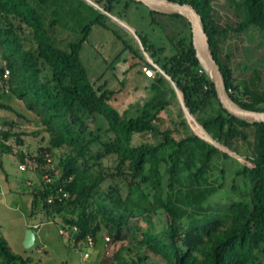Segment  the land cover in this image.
Wrapping results in <instances>:
<instances>
[{"label":"trees","instance_id":"trees-1","mask_svg":"<svg viewBox=\"0 0 264 264\" xmlns=\"http://www.w3.org/2000/svg\"><path fill=\"white\" fill-rule=\"evenodd\" d=\"M68 1L0 0V83L8 86L10 99L14 95L23 100L26 110L36 115V125L41 128L34 135L41 130L48 133V147L38 151V159L41 163L45 155L53 159L55 177L65 184L70 195L62 203L49 204L52 190L32 183V214L38 209L48 217L68 212L60 224L69 231L76 249L77 243L88 237L96 242L103 229L115 231V239L128 229L140 234V246L168 264H264V124H250L222 108L214 84L196 57L189 21L178 14L150 11L151 24L171 43L178 42L176 53L164 64L154 62L175 83L183 103L199 124L192 119L194 130L246 157L253 167L244 166L238 172L249 179L251 197L232 202L227 208V220L214 217L185 226L182 219L187 208L175 204L169 192L174 190L181 169L187 167L201 184L216 155L222 153L227 159L231 155L193 132L177 140L173 130H160L155 124L157 114L149 111L132 118L120 115L111 104L116 91L108 89L106 83L96 87L97 82L91 81L81 60L92 27L104 26L105 14L85 3L77 12L84 23L80 37L62 48L53 34L60 20L55 7L65 6V12L75 13ZM94 1L110 13L123 0ZM173 1L192 4L201 15L231 97L246 109L264 111V89L237 83L218 45V38L229 31L241 33L251 27L264 31V0H227L235 22L225 27L215 19V0ZM131 4L142 3L125 0L126 8ZM49 6L53 8L52 17L47 14ZM140 40L151 52L148 41ZM164 75H160L159 83L166 81ZM165 106L167 103L160 101L155 108ZM0 108L25 118L10 104H0ZM95 116L107 122V128L99 129L98 134L91 133L87 123V118ZM183 125L190 129L186 120ZM147 133L162 139L158 144H134L136 135ZM12 136L23 145L21 133L0 131V139ZM98 144L102 148L96 150ZM110 157L115 165L106 167L104 161ZM164 164L168 166L167 185ZM222 188L223 184L199 186L191 193L189 205L204 211L207 199ZM139 190L142 199L150 202L149 207L133 201V193ZM199 211L194 213L200 216ZM0 259L2 264H34L30 257L14 253L1 233ZM116 259L115 264H124L120 253Z\"/></svg>","mask_w":264,"mask_h":264},{"label":"rangeland","instance_id":"rangeland-1","mask_svg":"<svg viewBox=\"0 0 264 264\" xmlns=\"http://www.w3.org/2000/svg\"><path fill=\"white\" fill-rule=\"evenodd\" d=\"M68 2L75 13L65 12L67 9L65 6L55 7L60 20L53 34L62 48L80 37L79 30L84 23L78 11L85 3L103 12L101 6L94 0ZM214 5L217 23L222 27L233 25L235 19L229 10L227 0H215ZM52 11L53 8L49 6L48 17H52ZM104 14L105 25L95 24L92 27L81 52V60L91 81L97 82L96 87L106 83L108 89L116 91L111 104L123 117H137L149 111L153 115L157 114L155 124L160 130H173L177 140L191 135L192 132L195 134L187 121L185 108L177 96L172 79L165 76L160 65L154 62L164 64L176 53L178 42L171 43L157 26L151 24L150 10L143 4H131L126 8L123 0L116 4L110 13ZM140 38L148 41L151 52L146 51ZM218 45L222 59L232 68L237 83L264 89V31L256 27L248 28L241 33L229 31L218 38ZM148 64H153L157 68L154 77H147L143 71ZM160 75L166 78L163 83H159ZM8 90L6 84L0 83V104L9 103L13 108L25 113V118H21L14 112L0 108V131L21 133L24 140L23 145H19L14 136L8 140L0 139V233L7 240L11 250L25 258L30 257L34 264H115L117 253L121 254L124 264H168L166 259L140 246V234L128 229L120 233L119 239L113 238L115 231L101 230L95 247L89 250L90 257L84 259V251L75 248L69 231L62 229L60 224L63 216H69L68 212L48 217L43 210L38 209L32 214L31 190L35 186L42 187L40 171L30 167L21 170L19 166L29 162L31 166L41 163L38 151L48 147L49 135L42 130L38 135H34V132L41 128L40 125H36V115L26 110L23 100L14 95H11L13 97L10 99ZM160 101L166 102L167 106L156 109L155 106ZM191 116L190 122L193 117ZM102 118L99 116L87 118L91 133L98 134L99 129L107 128V122ZM185 120L190 129L183 125ZM161 139V136L152 133L136 135L134 144H158ZM104 140L105 138L103 142ZM100 148L101 144L95 146L96 150ZM104 165L106 167L115 165L114 158H107ZM244 166L253 167L246 157L231 156L227 159L220 153L214 157L211 169L203 176L201 184L184 166L174 190H169L175 204L187 208V214L182 219L183 224L187 226L196 220H199L198 223H204L214 217L227 220V208L232 202L249 200L252 185L247 177L238 174ZM167 169L168 166L164 164L166 185L169 180ZM192 171H195V168ZM28 181L33 182L35 186L29 185ZM206 184L214 186L223 184V188L207 199L204 211H199L189 205L191 193ZM132 196L134 202L142 207H149L150 202L142 199L140 190L135 191ZM197 211L201 213L200 216L194 213ZM28 230H33L36 234L35 245L29 249L24 246ZM109 236L113 240L110 238L111 243L106 245L105 238Z\"/></svg>","mask_w":264,"mask_h":264},{"label":"water","instance_id":"water-1","mask_svg":"<svg viewBox=\"0 0 264 264\" xmlns=\"http://www.w3.org/2000/svg\"><path fill=\"white\" fill-rule=\"evenodd\" d=\"M132 1L142 3L150 11L153 12H158L168 15L178 14L185 17L191 25L192 44L195 49L196 57L201 67L204 69V71L210 78L211 82L214 84L216 95L222 108L226 110L230 115L234 116L235 118L244 120L250 124H254V123L264 124V111H254V110L246 109L242 107L239 103H237L229 94L226 87L224 75L221 71V66L214 58L209 42V37L204 29L201 15L197 12V10L192 4L179 3L173 0H132ZM172 84L175 88L178 98L180 99L181 103L185 108L187 121L191 126V128L194 130L189 119L191 113L183 103V100L175 83L172 82ZM192 119L195 121L197 125H199L193 117ZM203 132L205 133L204 130ZM195 134L201 137L202 139L210 142L220 150H223L224 152L230 154L231 156L239 157L237 154L230 152L227 148L219 145L206 133H205L206 136L198 134L196 131ZM35 242H36V234L34 233L33 230H28L24 239V246L28 249L32 248L34 247Z\"/></svg>","mask_w":264,"mask_h":264},{"label":"built area","instance_id":"built-area-1","mask_svg":"<svg viewBox=\"0 0 264 264\" xmlns=\"http://www.w3.org/2000/svg\"><path fill=\"white\" fill-rule=\"evenodd\" d=\"M143 71L145 72V75L147 77H154L157 68L153 64H148L143 68ZM39 162L35 165L29 162L23 165H20L19 168L21 170H26L30 168H33L35 170L40 171V176L42 180V189L49 188L52 190V194L48 198V203L52 204L54 202L62 203L65 200L69 198V193L65 190V184L61 183L58 179L55 177V170L56 166L53 160L49 155L44 156V162ZM30 165V166H29ZM32 183H29L31 185ZM106 245L111 243L110 237L105 238ZM95 247V241L93 238L88 237L85 241H80L77 243V248L84 251V259H88L90 257L89 250ZM86 248V249H85Z\"/></svg>","mask_w":264,"mask_h":264},{"label":"crops","instance_id":"crops-1","mask_svg":"<svg viewBox=\"0 0 264 264\" xmlns=\"http://www.w3.org/2000/svg\"><path fill=\"white\" fill-rule=\"evenodd\" d=\"M5 104H7V103H5ZM9 104V103H8ZM11 105V104H10ZM19 111V110H18ZM21 114H23V116H25V113L24 112H22V111H19ZM21 118H23V117H21ZM28 183H33V182H31V181H28Z\"/></svg>","mask_w":264,"mask_h":264},{"label":"flooded vegetation","instance_id":"flooded-vegetation-1","mask_svg":"<svg viewBox=\"0 0 264 264\" xmlns=\"http://www.w3.org/2000/svg\"><path fill=\"white\" fill-rule=\"evenodd\" d=\"M102 11L107 14V12H105L103 9H102Z\"/></svg>","mask_w":264,"mask_h":264}]
</instances>
